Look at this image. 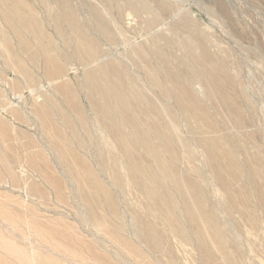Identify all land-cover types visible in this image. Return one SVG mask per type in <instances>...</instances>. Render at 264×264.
Instances as JSON below:
<instances>
[{"label": "rangeland", "instance_id": "374dc122", "mask_svg": "<svg viewBox=\"0 0 264 264\" xmlns=\"http://www.w3.org/2000/svg\"><path fill=\"white\" fill-rule=\"evenodd\" d=\"M0 205V264H264V0H0Z\"/></svg>", "mask_w": 264, "mask_h": 264}, {"label": "bare ground", "instance_id": "6f19581e", "mask_svg": "<svg viewBox=\"0 0 264 264\" xmlns=\"http://www.w3.org/2000/svg\"><path fill=\"white\" fill-rule=\"evenodd\" d=\"M7 18V17H6ZM4 19V21L6 20L5 18H3ZM7 21V20H6ZM84 41V40H83ZM85 43V42H84ZM90 50H92L91 48H90ZM89 52H92L93 53V55H95L96 54V52L95 51H89ZM92 54H90V56H93ZM94 58H96L95 56H94ZM96 59H99V57L98 58H96ZM95 59V60H96ZM94 60V59H93ZM95 60H94V62H95ZM102 68V67H101ZM104 69H105V67H103ZM108 69V68H107ZM114 72V71H113ZM116 72V71H115ZM171 72V71H170ZM111 73V72H110ZM117 74H118V72H116ZM104 74V73H103ZM106 74V73H105ZM108 74V73H107ZM114 74V73H113ZM169 75H168V77L169 78H171L174 82H177L174 78H173V76L170 74V73H168ZM119 75V74H118ZM215 75V74H214ZM210 76H212V75H210ZM216 76V75H215ZM216 78V77H215ZM219 79V78H218ZM98 81V80H97ZM219 81H220V79H219ZM212 82V81H211ZM100 83V82H99ZM104 83V82H103ZM217 83H219V82H217ZM216 84V83H215ZM223 84H224V82H223ZM222 84V85H223ZM98 86H99V84H97ZM225 85V84H224ZM220 86H221V83H220ZM108 87H111L110 86V84H109V86ZM223 87V86H222ZM225 87V86H224ZM217 88V87H216ZM111 89V88H110ZM219 89V88H218ZM222 89H224V88H222ZM102 90V89H101ZM100 90V91H101ZM107 90V89H106ZM122 91V90H121ZM220 91H222L221 89H220ZM112 94L111 95H113L114 97V100L116 101V103H118V104H120V108H122V103H124V105H125V98H122V95H120L118 92H117V90H116V88H112L111 89V91H110ZM101 93V92H100ZM111 95H110V97H111ZM109 97V98H110ZM103 98H105V97H103ZM101 100V99H100ZM113 101V100H112ZM226 101H227V98H226ZM106 102H108L109 103V101L107 100ZM229 102H231V101H229ZM97 104V103H96ZM98 106V105H97ZM116 106H117V104H116ZM126 106V105H125ZM111 107V106H110ZM110 107H109V105H108V107L107 108H105V109H103V110H105L106 112H111V111H109V109H110ZM112 109V108H111ZM110 109V110H111ZM122 109H124V107L122 108ZM128 109V108H127ZM119 110V109H118ZM121 112L119 113L118 112V114H120L119 116H120V118H121V120H122V123H123V126L125 127V128H127L129 131L128 132H130V134L136 139V141H137V143L140 145V146H142V149H143V151H147L148 152V154L152 157V158H154L155 159V161L157 162V166H158V168H160V169H165V163L163 162V158L161 159V156L159 155V151H157V150H155L154 149V147H153V145L151 144V140H150V138L148 137V132H150V133H152L153 134V136L155 137V139L157 140V138H158V141H160V144H161V148H162V146L164 147V149H166V151L169 153H171L172 152V150L170 149V145H171V143H170V139L167 137V135L168 134H165V132L162 130V129H158V128H155V125H154V127H150L151 125H148L149 127H147V129L145 130V129H142L141 128V126L140 125H138L137 124V122H136V120H135V118L132 116V115H129V114H127V111L125 112H122V110H120ZM106 112H104L105 114H106ZM111 115V114H110ZM107 116H108V114H107ZM112 116V115H111ZM195 116H197V114L195 115ZM108 118H110V117H108ZM108 122V121H107ZM112 124V123H111ZM114 124V123H113ZM111 128V127H110ZM147 130H148V132H147ZM124 131V130H123ZM125 132V131H124ZM115 133V132H114ZM122 134H123V132H121ZM121 134V135H122ZM129 134V133H128ZM117 135V134H116ZM126 135H127V133H126ZM120 136V135H119ZM125 136V135H124ZM124 136H121V137H119V142H117V143H120V145L121 146H123L124 148H126L127 149V146H128V144H129V146L132 144H130V143H126L127 141H126V139H125V137ZM132 136H130V137H132ZM117 138V137H116ZM128 138V137H127ZM131 139V138H130ZM154 139V140H155ZM156 140H155V142H156ZM117 141V140H116ZM134 141V143H136L135 142V140H133ZM131 142V141H130ZM133 143V144H134ZM154 143V142H153ZM135 145V144H134ZM137 145V144H136ZM135 145V146H136ZM138 145V146H139ZM213 145H215V149L216 150H218V147L219 148H222L221 147V143L220 142H212L211 144H210V146H213ZM133 146V145H132ZM129 148V147H128ZM155 148H156V146H155ZM134 149V148H133ZM128 150V149H127ZM126 150V151H127ZM130 150V149H129ZM221 151V150H220ZM132 152V151H131ZM157 153V154H156ZM222 153H223V151H221L220 152V155H219V157H221L220 158V161L222 160ZM127 155V154H126ZM132 157V156H131ZM131 157H130V160H131ZM133 160V159H132ZM131 160V161H132ZM137 160V159H136ZM223 161V160H222ZM221 161V162H222ZM136 162V161H135ZM137 163H139V162H137ZM133 164H135L134 162L132 163V165H129V168L130 169H134V170H136L137 171V169H138V171H141L142 169H145V168H143L141 165H140V167L139 166H137V164H135V166L133 165ZM146 166V165H145ZM139 169H141V170H139ZM147 169V168H146ZM168 169L166 168V171H167ZM166 171L165 172H163L165 175L167 174L166 173ZM141 172H143V171H141ZM145 172H147L146 170L143 172V173H145ZM139 173H137V175H138ZM149 174V173H148ZM148 174H146V175H148ZM170 174H171V172H170ZM146 175H144V176H146ZM149 176H150V174H149ZM138 177H141V176H138ZM148 177V176H147ZM151 177V176H150ZM167 177H169V176H167ZM172 177V176H171ZM171 177H169L170 178V180H171ZM133 178H134V176H133ZM137 178V177H136ZM142 178H144V177H142ZM146 178V177H145ZM172 178H174V177H172ZM139 179V178H138ZM147 180H148V178H146ZM152 178H150V180H151ZM153 180V179H152ZM188 180V179H187ZM172 181H173V179H172ZM171 181V182H172ZM136 182H138V181H136ZM142 182V181H141ZM174 182V181H173ZM189 182H191V181H189ZM189 182H186V184H188ZM88 183V182H87ZM138 183H140V182H138ZM143 183H145V184H148L149 182H143ZM142 183V185L144 186V184ZM154 183V182H153ZM88 185H90L89 183H88ZM140 185H141V183H140ZM141 185V186H142ZM154 185V184H153ZM140 186V187H141ZM147 186V185H146ZM148 186H149V184H148ZM150 186H151V189H156V188H154V186L152 187V182H151V184H150ZM155 186H156V184H155ZM190 186V185H189ZM188 186V187H189ZM159 187V186H158ZM89 188V187H88ZM87 188V189H88ZM94 188H95V186H94ZM142 188V187H141ZM191 188V187H190ZM146 189H150V187H148V188H146L145 187V195L147 194L146 193ZM198 188L196 187V190H195V193H196V195H198V197H199V192L200 191H198L197 190ZM143 190V189H142ZM185 190H188V189H185ZM166 191V190H165ZM92 192V190L90 191V193ZM147 192H149V191H147ZM154 192H156V191H154ZM192 192H194V191H192ZM150 193V192H149ZM152 193H153V190H152V192H151V194H148V200H151L149 203L150 204H152V201H154L155 200V197H154V195H155V193H153V195H152ZM157 193V192H156ZM163 193V192H162ZM166 193V192H165ZM186 194V193H185ZM184 194V195H185ZM158 195V194H157ZM165 195H167V194H165ZM165 195H164V197H165ZM156 196V195H155ZM160 196V195H159ZM167 196H169V194L167 195ZM161 197V196H160ZM197 197V196H196ZM197 197V198H198ZM158 198V197H157ZM161 198H163V197H161ZM170 198V197H169ZM160 199V198H159ZM199 199V198H198ZM158 200V199H157ZM162 200V199H161ZM161 200H160V202H161ZM167 200V199H166ZM172 199L170 198L169 199V201H171ZM163 202H165V201H163ZM156 203H158V202H156ZM155 203V204H156ZM193 203V202H192ZM153 204H154V202H153ZM161 205V204H160ZM193 205H194V203H193ZM192 205V206H193ZM162 206V205H161ZM195 206H197V205H194L193 207H195ZM154 207V206H153ZM156 207H158V206H155V208ZM165 207V206H164ZM163 207V208H164ZM154 209V208H153ZM152 209V210H153ZM187 209V212H188V214H190V215H192V207L190 208V207H187L186 208ZM3 211H4V207L3 206H1L0 205V214L2 213L3 214ZM203 211V210H202ZM154 212V211H153ZM159 212V214H161V217L164 215L165 217H170L169 215H170V212H168V210H165V211H158ZM203 213V212H202ZM202 213H199V215L200 216H202L201 218L203 219V220H208L204 215H202ZM155 214V213H154ZM159 214H157L156 216H158ZM160 216V215H159ZM193 217V216H192ZM198 216H196V217H194L193 219H191L190 218V221H191V224L193 225V227L194 228H196V226H198V224H200V221L198 220V218H197ZM204 221V222H205ZM199 222V223H198ZM41 229V228H40ZM38 235H40L41 236V232L40 231H35ZM199 235H200V233H199ZM49 237H55V236H49ZM21 255H23V256H25V252H23V253H20ZM34 261L35 262H40V259H38L37 257L36 258H34ZM48 264H52V262H50V263H48Z\"/></svg>", "mask_w": 264, "mask_h": 264}]
</instances>
